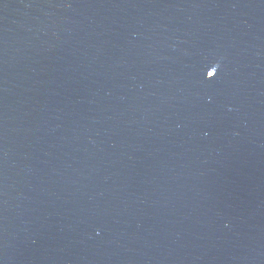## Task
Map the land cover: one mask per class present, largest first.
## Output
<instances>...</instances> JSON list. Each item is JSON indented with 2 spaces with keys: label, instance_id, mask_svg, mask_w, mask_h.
<instances>
[{
  "label": "water",
  "instance_id": "water-1",
  "mask_svg": "<svg viewBox=\"0 0 264 264\" xmlns=\"http://www.w3.org/2000/svg\"><path fill=\"white\" fill-rule=\"evenodd\" d=\"M0 264H264V0H0Z\"/></svg>",
  "mask_w": 264,
  "mask_h": 264
}]
</instances>
